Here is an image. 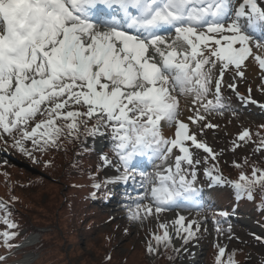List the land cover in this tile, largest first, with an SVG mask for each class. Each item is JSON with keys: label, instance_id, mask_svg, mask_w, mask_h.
<instances>
[{"label": "snow or ice", "instance_id": "obj_1", "mask_svg": "<svg viewBox=\"0 0 264 264\" xmlns=\"http://www.w3.org/2000/svg\"><path fill=\"white\" fill-rule=\"evenodd\" d=\"M170 30L175 36L169 40L164 33ZM261 30L264 6L258 0L235 6L233 0H0V140L7 143L5 135L11 137L12 146L35 161L34 153L58 147L61 137L81 139V132L95 137L102 128H111L125 171L143 155L166 163L177 149L175 170L161 167L149 182L156 213L178 206L177 197L185 194L191 200L195 192V172L190 181L181 167L194 163L186 142L215 160L212 149L179 119L178 96H190L197 113L196 105L208 111L219 104L220 84L230 66L243 77L241 68L252 57L264 72V54L253 52V45L264 50V37L254 35ZM218 64L214 102L207 97ZM38 115L42 119L30 126ZM203 119L199 114L189 117L193 123ZM166 125L175 126V138L161 134ZM238 139H251V133L244 130ZM259 148L264 149V137ZM257 186L264 194V170L257 168L251 177L242 173L232 183L237 196L249 199ZM133 204L132 220L141 219V212L152 213L141 202ZM0 212L8 229L0 232V240L11 248L18 233L10 230L18 225L3 201ZM183 221L180 216L175 225L178 234L181 228L186 233L187 243L192 224L185 227ZM160 227L164 234L153 238L157 246L167 247V226ZM147 251H155L151 243ZM218 252L217 264H222L225 248L218 246ZM228 264L235 261L230 257Z\"/></svg>", "mask_w": 264, "mask_h": 264}, {"label": "rangeland", "instance_id": "obj_2", "mask_svg": "<svg viewBox=\"0 0 264 264\" xmlns=\"http://www.w3.org/2000/svg\"><path fill=\"white\" fill-rule=\"evenodd\" d=\"M240 2L233 0L234 6ZM258 3L264 6V0ZM261 31L254 34L257 39L264 37ZM253 52L259 54L260 50L253 45ZM212 76L207 99L215 102L219 64ZM189 106L185 112H180L179 119L189 125L199 142L212 149L215 160L209 153L186 142L194 163L189 166L183 162L182 170L190 181L191 173L195 172L194 181L202 176L207 186L213 183L207 187L209 192L193 183L203 198L174 217L176 221L186 215L183 225L192 224L193 235L187 243L183 229L178 234L175 221L172 223L168 216L156 213L153 203L140 200L152 208V213L141 212L138 220L129 218L130 207L135 210L133 202H139L146 195L141 187L146 175L168 165H172L174 171L175 157L180 155L177 149L166 163L150 156L149 160L153 157L151 167L146 169L142 165L140 168L137 165L144 157L125 171L115 153L111 128L106 129L107 134L101 129L102 134L95 137H85L83 132L81 139L62 137L58 148L34 153L35 161L15 149L12 138L5 135L7 143L0 140V201L8 205L11 220L18 225L10 231L18 234L10 242L11 248L0 240V258H3L0 264H217L218 246L225 248L222 264H228L230 257L235 264H264V221L261 219L264 210L255 211L254 195L252 199L247 195L237 197L229 177L247 169L264 170V152L257 149L260 138L264 137V72L257 63L254 75L244 72L241 77L235 67L230 66L224 72L216 107L205 111L196 105L197 113L191 104ZM198 114L204 119L196 123L189 120ZM94 123L95 120L91 126ZM164 129L169 130L167 135ZM244 130L251 133V139L240 141L238 135ZM161 134L167 139L175 138V126H162ZM66 143L70 144L69 148ZM26 146L31 148V143L27 142ZM205 156L213 162L215 173L222 178L220 182L202 175L208 165ZM197 160L199 164L195 163ZM123 179L132 187L118 193L116 187ZM105 180H109L107 190L101 194L93 192V184L105 183ZM148 184L150 190L153 185ZM160 224L167 226L171 238L167 247L163 243L157 246L153 238L164 234ZM6 230V225L0 221V232ZM30 236L36 239L33 245L21 244ZM149 243L155 248L154 252L147 251ZM172 249L179 253L173 256Z\"/></svg>", "mask_w": 264, "mask_h": 264}, {"label": "bare ground", "instance_id": "obj_3", "mask_svg": "<svg viewBox=\"0 0 264 264\" xmlns=\"http://www.w3.org/2000/svg\"><path fill=\"white\" fill-rule=\"evenodd\" d=\"M262 32H264V31L262 30L260 33H262ZM164 34H165V38L169 39V40L174 38V36H175V33L171 32V31H169L168 33H164ZM261 51L262 50H260L259 54H261ZM256 64H257V62L255 61V59L252 58V57H249L248 61L245 62V66H242V69H243V71L245 73H247L248 75L252 76V75L255 74V66H256ZM178 98L180 99V112H185L186 108L188 109L190 107L189 104H191V99L192 98L190 96L187 99H185L182 96H178ZM163 133H164V135H167L169 133V130L168 129H164ZM144 157H146V158H144ZM140 158H142V159L144 158L145 161H142V162H144V164H146V162H147V160L149 158V155H143V156L137 157L136 160H135V164H137V159L139 160ZM205 159L208 162L207 163L208 165L203 169L202 175H204L205 177L210 176L211 177L210 179H213V177L217 176V174L215 173V170H214L213 162H211V159L207 158V156H205ZM151 165H152V162L147 163L146 164V169L150 168ZM209 172L211 173V175L208 174ZM154 174L155 173H148V175H146V177L144 178V181L142 182V184L139 183V184H141L142 192H146V195L143 196V197H145V199L142 200V201H144L146 203H151L150 190L148 189V186H149L148 183L152 179ZM184 174L187 176L186 173H184ZM203 179L204 178H202V176H201L199 179H197V181H194L192 183H194V184L198 183V186L200 188L202 187V188H204L205 190H207L209 192L210 190L207 189V187H209L213 183L207 186L206 185L207 182L205 183V179L204 180ZM131 187H132L131 183H129L126 179H123L121 184H119L116 187V191L118 193H122L123 191H125V189H130ZM193 188H194V186H193ZM234 191L236 193V190H234ZM197 192H200V190L199 189L195 190L191 200H185V198H184L185 194H182L180 197H177L178 206H176V205H174V206H165L164 209L161 212H159V215L160 216H164V215L168 216V219L172 220V223H174V221H175L174 217L175 216H177L178 214H182L183 213L182 210L188 209L190 204H196L198 201H200L203 198L202 195L198 194ZM140 200H141V198L139 199V202H141ZM185 219H186V215H184V221H185ZM35 240L36 239L33 236H30L29 238H27V242L24 241L23 243L28 244V245L31 246V245L34 244ZM191 241H189V242H191ZM178 253H179V250H177V249H173L172 250V254L174 256L177 255Z\"/></svg>", "mask_w": 264, "mask_h": 264}, {"label": "trees", "instance_id": "obj_4", "mask_svg": "<svg viewBox=\"0 0 264 264\" xmlns=\"http://www.w3.org/2000/svg\"><path fill=\"white\" fill-rule=\"evenodd\" d=\"M76 110V109H75ZM40 119H42V117H38L37 119H35L34 121H33V124L31 125V126H34V124L36 123V122H38ZM38 120V121H37ZM92 121H94V119H92L91 121H89V127H91V122ZM106 133L105 134H107V130L105 129V128H102ZM62 138V137H61ZM64 139H67V137L65 136V137H63ZM61 142V141H60ZM59 142V143H60ZM62 142H64L63 140H62ZM66 146H68V148L70 147V144L68 143H66ZM59 147V146H58ZM57 147V148H58ZM257 149H260L259 148V145L257 146ZM260 150H262L263 152H264V149H260ZM91 154V153H90ZM91 156H94L93 154H91ZM213 166H214V164H213ZM253 169V168H252ZM252 169H247L246 171H239V172H237L236 174H235V177H233V176H229L230 177V180H231V183H233V182H236L237 180H238V178H239V176L243 173V174H245L246 176H248V177H251V173H252ZM214 170L216 171V168H215V166H214ZM107 181H109V180H105V183H97V182H95L94 184H93V188H92V190H93V192H95L96 194H101L102 192H105L107 189ZM95 184H99L100 185V187L97 189V188H95L94 187V185ZM237 195V194H236ZM253 195L256 197V207H255V211H260V210H264V194H262L261 193V190H260V188L257 186V188L254 190V192H253ZM242 196H244V195H242ZM93 197H95V198H97L96 196H93ZM237 197H241V196H237ZM102 200H104V198H101ZM98 201V200H97ZM96 201V202H97ZM261 219L264 221V214H262V216H261ZM173 250V249H172ZM172 250L170 251V253L172 252ZM174 256V255H173ZM224 259V258H223ZM222 260V259H221ZM225 260V259H224ZM223 260V261H224Z\"/></svg>", "mask_w": 264, "mask_h": 264}]
</instances>
